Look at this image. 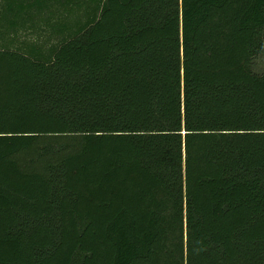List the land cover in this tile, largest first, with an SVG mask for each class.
<instances>
[{
  "label": "trees",
  "instance_id": "1",
  "mask_svg": "<svg viewBox=\"0 0 264 264\" xmlns=\"http://www.w3.org/2000/svg\"><path fill=\"white\" fill-rule=\"evenodd\" d=\"M264 0H0V264H264Z\"/></svg>",
  "mask_w": 264,
  "mask_h": 264
},
{
  "label": "rangeland",
  "instance_id": "2",
  "mask_svg": "<svg viewBox=\"0 0 264 264\" xmlns=\"http://www.w3.org/2000/svg\"><path fill=\"white\" fill-rule=\"evenodd\" d=\"M258 68L260 70H263L264 69V58L259 60V62H258Z\"/></svg>",
  "mask_w": 264,
  "mask_h": 264
}]
</instances>
